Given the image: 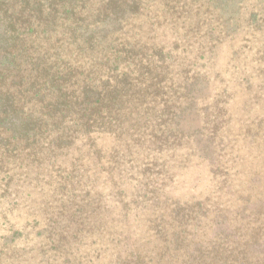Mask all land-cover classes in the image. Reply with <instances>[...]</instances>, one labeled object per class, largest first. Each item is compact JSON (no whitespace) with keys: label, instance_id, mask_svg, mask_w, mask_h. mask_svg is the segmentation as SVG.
<instances>
[{"label":"rangeland","instance_id":"1","mask_svg":"<svg viewBox=\"0 0 264 264\" xmlns=\"http://www.w3.org/2000/svg\"><path fill=\"white\" fill-rule=\"evenodd\" d=\"M0 264H264V0H0Z\"/></svg>","mask_w":264,"mask_h":264},{"label":"trees","instance_id":"2","mask_svg":"<svg viewBox=\"0 0 264 264\" xmlns=\"http://www.w3.org/2000/svg\"><path fill=\"white\" fill-rule=\"evenodd\" d=\"M40 119H41V117H40ZM41 120H46V119H41Z\"/></svg>","mask_w":264,"mask_h":264}]
</instances>
